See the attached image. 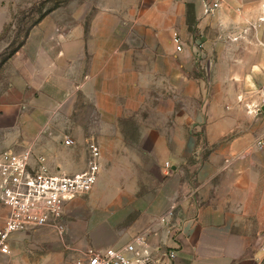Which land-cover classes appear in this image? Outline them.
I'll return each instance as SVG.
<instances>
[{"label":"crops","instance_id":"1","mask_svg":"<svg viewBox=\"0 0 264 264\" xmlns=\"http://www.w3.org/2000/svg\"><path fill=\"white\" fill-rule=\"evenodd\" d=\"M73 2L5 65L12 101L0 121L34 153L54 151L41 155L52 174L82 173L83 147L99 146L97 184L64 209L76 261L144 235L146 264H264L259 15L235 0L208 17L200 0Z\"/></svg>","mask_w":264,"mask_h":264},{"label":"built area","instance_id":"2","mask_svg":"<svg viewBox=\"0 0 264 264\" xmlns=\"http://www.w3.org/2000/svg\"><path fill=\"white\" fill-rule=\"evenodd\" d=\"M200 1L202 14L208 17L221 9L227 0ZM172 42L176 51L181 52L183 42L177 32L173 34ZM74 144L72 139L65 140L67 146ZM255 146L264 148V134L256 140ZM88 151L87 169L75 175L52 174L45 158H36L31 147L8 150L0 156V206L6 213L0 215V255L11 253L9 240L13 234L29 233L40 227H52L63 233L65 205L76 197L89 194L98 181L101 151L95 142L88 144ZM166 168H170L168 163ZM172 215L173 211H169L166 217ZM174 257L172 253L170 258ZM149 261L147 239L137 235L121 249H88L75 264H146Z\"/></svg>","mask_w":264,"mask_h":264},{"label":"rangeland","instance_id":"3","mask_svg":"<svg viewBox=\"0 0 264 264\" xmlns=\"http://www.w3.org/2000/svg\"><path fill=\"white\" fill-rule=\"evenodd\" d=\"M235 1L242 5L236 7L237 13L249 14L253 17L259 15L260 23H264V0ZM60 8L63 10L74 8L73 0H0V105L12 101L9 68L5 66L11 55L24 42L26 33L33 23L39 19L43 20ZM246 25L251 26L250 23ZM234 29L233 27L232 32ZM191 42L196 50L204 49L201 41L193 38ZM10 124L9 118L0 121V156L5 151H20L28 146L25 138H19L16 127H10ZM68 147L74 148L75 145ZM87 147L88 145L82 150L83 162L86 165L89 161ZM35 152L37 158L42 157L41 155L47 156V152L53 154L54 151L37 147ZM87 167L85 166V170ZM5 214V210L0 206V215ZM9 245L11 253L0 255L1 264H75L78 256V252L67 240L65 226L63 233L52 227H40L29 233L13 234Z\"/></svg>","mask_w":264,"mask_h":264},{"label":"trees","instance_id":"4","mask_svg":"<svg viewBox=\"0 0 264 264\" xmlns=\"http://www.w3.org/2000/svg\"><path fill=\"white\" fill-rule=\"evenodd\" d=\"M41 20H42V19H39L37 22H35V23H33V24L31 25V27L29 28V30H28L27 33H26V38H25L24 42L21 43V44L17 47V49L13 52V54L11 55V57H12L16 52H18V51L22 48V46L24 45V43H25V41H26V39H27V37H28V35H29V32L32 30L33 27H35L37 24H39V23L41 22ZM11 57H10V58H11Z\"/></svg>","mask_w":264,"mask_h":264},{"label":"water","instance_id":"5","mask_svg":"<svg viewBox=\"0 0 264 264\" xmlns=\"http://www.w3.org/2000/svg\"><path fill=\"white\" fill-rule=\"evenodd\" d=\"M262 110H263V112H264V108H263Z\"/></svg>","mask_w":264,"mask_h":264}]
</instances>
